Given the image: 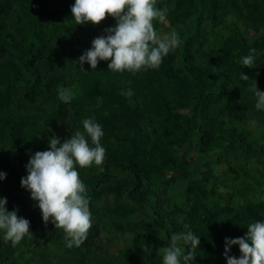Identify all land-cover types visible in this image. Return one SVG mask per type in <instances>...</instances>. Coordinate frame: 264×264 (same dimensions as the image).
<instances>
[{
    "label": "trees",
    "instance_id": "trees-1",
    "mask_svg": "<svg viewBox=\"0 0 264 264\" xmlns=\"http://www.w3.org/2000/svg\"><path fill=\"white\" fill-rule=\"evenodd\" d=\"M73 3L0 0V197L32 233L15 246L0 234V264H161L173 233L189 229L200 236L194 264H226L225 237L264 219V111L251 90L264 91V0H157L167 21L154 28L181 43L135 74L109 61L81 70L78 57L116 21L76 25ZM250 48L255 63L240 66ZM58 86L72 88L70 103ZM89 117L103 126L104 170L78 167L92 226L68 248L20 180L31 154Z\"/></svg>",
    "mask_w": 264,
    "mask_h": 264
},
{
    "label": "clouds",
    "instance_id": "clouds-1",
    "mask_svg": "<svg viewBox=\"0 0 264 264\" xmlns=\"http://www.w3.org/2000/svg\"><path fill=\"white\" fill-rule=\"evenodd\" d=\"M156 4L157 0H74L70 11L76 25L98 24L106 13L116 21L114 26L104 30L105 34L95 37L90 48L78 57L81 70L85 63L95 70L100 61H109L107 68L117 73L158 69L163 58L177 48L181 40L175 30L160 33L154 28V20L167 21L166 12ZM255 61L256 49L250 48L238 63L252 68ZM239 79L250 80L241 72ZM251 90L256 97L255 108L264 111V91L258 90L256 84ZM120 94L130 99L134 92L128 88ZM74 95L72 88H57L58 99L63 103H70ZM81 123L82 130L71 134L63 143L53 134L47 150L31 154L24 166L26 175L20 180V186L29 192L30 199L40 210L42 221L52 223L55 229H63L68 248L81 246L92 226L90 198L84 195L86 186L79 178L78 167L95 165L103 172L106 154L101 143L103 126L93 117ZM6 175L0 171V181ZM6 204L7 198L0 197V234L5 242L15 246L32 234L30 221L18 216L15 208L7 210ZM199 243L200 236L191 229L173 233L170 245L162 251L161 264H194V252ZM232 246H238L239 257L229 255ZM223 255L226 264H264V219L249 223L241 237H225Z\"/></svg>",
    "mask_w": 264,
    "mask_h": 264
}]
</instances>
